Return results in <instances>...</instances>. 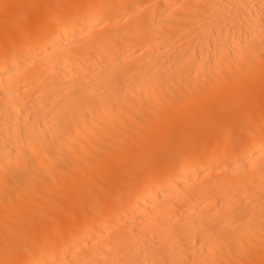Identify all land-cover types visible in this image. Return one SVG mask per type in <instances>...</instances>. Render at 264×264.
Here are the masks:
<instances>
[{
	"label": "bare ground",
	"instance_id": "obj_1",
	"mask_svg": "<svg viewBox=\"0 0 264 264\" xmlns=\"http://www.w3.org/2000/svg\"><path fill=\"white\" fill-rule=\"evenodd\" d=\"M0 264H264V0H0Z\"/></svg>",
	"mask_w": 264,
	"mask_h": 264
}]
</instances>
